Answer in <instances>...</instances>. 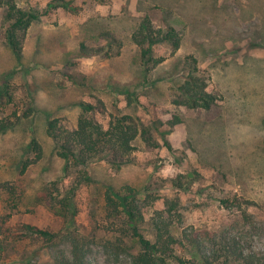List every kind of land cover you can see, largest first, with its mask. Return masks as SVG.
<instances>
[{"label":"rangeland","instance_id":"374dc122","mask_svg":"<svg viewBox=\"0 0 264 264\" xmlns=\"http://www.w3.org/2000/svg\"><path fill=\"white\" fill-rule=\"evenodd\" d=\"M51 1L16 0L23 9H44ZM74 2L81 8L78 13L61 8L33 23L23 39L21 63L6 43L7 24L0 10V86L9 83L14 93V103L0 111V118H16L32 108L28 119L0 136V182L17 183L20 197L19 204L11 208L9 191L0 185V216L12 209V224L62 230L54 247L27 243L0 251V264H60L58 253L70 255L65 220L44 202L47 187L55 182L59 186L64 176V163L55 156L46 134L47 118H59L73 129L81 114L77 104L95 105L99 99L109 112L107 117L98 115L105 128L109 114L119 109L152 128L156 147L138 140L136 161L120 172L107 164L91 168L93 183L76 197V234L91 242L87 264H131L127 255L118 260L110 257L103 245L102 239L114 236L107 231L104 210L107 186L119 192L136 191L139 231L153 242L152 222L165 208L164 199L179 198V213L171 218L178 239L182 240L184 232L196 237L204 231L228 229L247 251L264 256V0ZM146 15L157 27L175 26L184 39L174 55L167 47L157 50L158 56L167 59L154 71V85L138 91L139 104L129 106L124 92L143 84L132 35ZM111 36L122 42L120 54H81L83 44L92 52L106 46ZM117 51L115 47L113 53ZM192 58L208 80V91L221 98L223 110L218 116L171 104V80L180 82L179 74ZM174 115L182 122L172 126L169 122ZM31 135L44 146V158L20 177V156ZM180 175L193 178L189 188L173 187L172 180ZM212 196L236 199L243 208L251 202L254 205L244 209L251 217L246 220L243 208H224ZM125 242L135 250L131 238ZM175 252L186 260L191 258L187 245L176 247Z\"/></svg>","mask_w":264,"mask_h":264},{"label":"trees","instance_id":"16d2710c","mask_svg":"<svg viewBox=\"0 0 264 264\" xmlns=\"http://www.w3.org/2000/svg\"><path fill=\"white\" fill-rule=\"evenodd\" d=\"M65 9L78 13L80 7L74 0H53L44 9H23L18 6L16 0H0V10L5 14V36L6 43L12 51L16 61L23 59V39L33 23L45 16L51 15L57 9ZM102 48H89L83 44L81 54L85 56L103 54L106 57L120 54L122 42L115 36ZM183 33L171 24L157 27L149 16H144L132 35V41L138 49V58L142 71L143 84L126 90L129 106L139 104L138 91H144L147 87L154 85V71L166 61V57L158 56L157 50L167 47L171 54H176L183 44ZM118 51L113 53L114 48ZM191 59L183 66L179 74L180 82H172L171 104L175 107H184L193 110H204L208 115L218 116L222 113L223 107L221 98L208 91V80L201 73V69ZM14 103V93L9 83L0 86V111ZM81 110L76 125L70 129L62 123L59 118H47L46 134L53 144L55 156L64 163L63 178L61 183L55 182L47 187L44 202L47 207L57 216L65 220L64 230L69 238L71 246L70 255L65 256L63 252L58 253L60 264H87L88 249L91 242L80 237L78 233L79 209L76 197L87 184L93 183L91 168L98 164H107L114 171L120 172L125 166L136 161V143L142 140L147 147H156L152 128L147 127L143 122L130 114H123L119 109L109 114V127L105 128L100 122L98 115L108 116L106 103L99 99L97 104L82 102L77 104ZM32 108L28 112L16 118H0V136L14 130L25 119H28ZM182 122L179 116L174 115L170 125L175 126ZM168 145V143L166 142ZM19 162V175L22 177L29 168L41 162L45 150L42 143L34 135H31L29 142L22 150ZM74 179L65 186L64 181ZM193 178L180 175L172 180L176 189L189 188ZM13 184V185H11ZM1 188L9 191L8 202L11 208L19 204L17 183L0 182ZM126 192L116 191L112 186H107L104 195V210L107 212L106 221L108 230L114 232V236L105 238L103 245L107 248L110 257L120 259L127 255L131 264H172L174 260L178 264H229L238 262L241 264H264V256L260 253L249 252L243 244L232 237L228 229L221 232L204 231L191 237L186 232L182 234V240L175 234L176 225L171 219L179 213L180 199H164L165 208L156 213L152 225L155 230L156 240L153 242L147 239L139 231L140 211L136 204V191L127 188ZM214 200L220 202L224 208H237L242 211L243 204L238 200L229 198ZM251 202H245L243 215L246 220L251 217L244 209L253 206ZM6 212L0 216V251L9 250L13 245L34 244L43 248L54 247L62 237L61 231L41 229L37 226L19 223L12 224L13 213ZM131 238L134 243V251L125 242ZM189 247L190 259L186 260L176 255V247ZM42 248V249H43ZM186 249V247H184ZM15 249V248H12ZM34 254L26 259L36 257ZM9 258V257H7ZM25 261V260H24Z\"/></svg>","mask_w":264,"mask_h":264}]
</instances>
